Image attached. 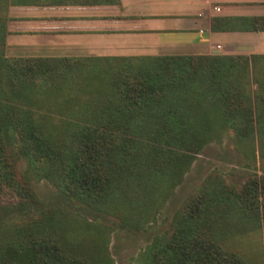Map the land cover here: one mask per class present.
Returning a JSON list of instances; mask_svg holds the SVG:
<instances>
[{
  "label": "trees",
  "instance_id": "16d2710c",
  "mask_svg": "<svg viewBox=\"0 0 264 264\" xmlns=\"http://www.w3.org/2000/svg\"><path fill=\"white\" fill-rule=\"evenodd\" d=\"M6 7L0 0V202L22 212L0 220V264H113L96 223L29 213L33 175L97 212L138 210L180 183L221 134L264 145V56L9 58ZM216 183L228 182L209 177L211 190L174 211L146 245L145 264H247L222 244L215 205L234 197L264 224V174L224 196Z\"/></svg>",
  "mask_w": 264,
  "mask_h": 264
},
{
  "label": "crops",
  "instance_id": "0c3cea01",
  "mask_svg": "<svg viewBox=\"0 0 264 264\" xmlns=\"http://www.w3.org/2000/svg\"><path fill=\"white\" fill-rule=\"evenodd\" d=\"M4 52L71 59L264 56V0H7Z\"/></svg>",
  "mask_w": 264,
  "mask_h": 264
},
{
  "label": "rangeland",
  "instance_id": "374dc122",
  "mask_svg": "<svg viewBox=\"0 0 264 264\" xmlns=\"http://www.w3.org/2000/svg\"><path fill=\"white\" fill-rule=\"evenodd\" d=\"M18 167L21 172L27 170L24 160ZM255 173L264 174V145L257 138L240 141L235 136L221 134L209 141L197 154L180 183L167 194L154 197L155 203L139 205L138 210L128 208L121 209V212H97L67 198L46 179L38 180L33 175L32 183L37 193V202L31 205L29 213L57 210L66 212L65 215L78 223H96L98 228L95 231L105 238L107 254L113 264H145L142 253L146 245L154 235L167 227L174 211L192 193H204L212 189L211 186L203 184L209 177L217 174L228 182L213 186L220 192L216 193L217 196H224L239 186V182ZM236 201L234 197H226L216 203L215 212L220 211L223 217L219 218L215 231L219 232L222 244L241 256L247 264H264V224L261 219L258 220V215L254 220L244 217ZM21 212L11 203L0 202V220L14 218ZM139 220L143 223L139 224ZM88 230L93 232L92 228ZM85 232L80 233L76 228L74 234L81 237Z\"/></svg>",
  "mask_w": 264,
  "mask_h": 264
},
{
  "label": "built area",
  "instance_id": "2783aa9c",
  "mask_svg": "<svg viewBox=\"0 0 264 264\" xmlns=\"http://www.w3.org/2000/svg\"><path fill=\"white\" fill-rule=\"evenodd\" d=\"M219 47V46H218Z\"/></svg>",
  "mask_w": 264,
  "mask_h": 264
}]
</instances>
